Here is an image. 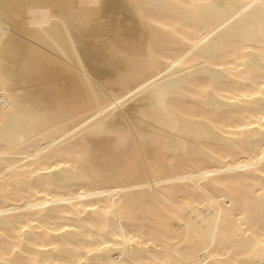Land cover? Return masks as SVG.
Listing matches in <instances>:
<instances>
[{
	"label": "bare ground",
	"instance_id": "obj_1",
	"mask_svg": "<svg viewBox=\"0 0 264 264\" xmlns=\"http://www.w3.org/2000/svg\"><path fill=\"white\" fill-rule=\"evenodd\" d=\"M0 264H264V0H0Z\"/></svg>",
	"mask_w": 264,
	"mask_h": 264
},
{
	"label": "rangeland",
	"instance_id": "obj_2",
	"mask_svg": "<svg viewBox=\"0 0 264 264\" xmlns=\"http://www.w3.org/2000/svg\"><path fill=\"white\" fill-rule=\"evenodd\" d=\"M171 104H172V102H171ZM173 105H174V102H173ZM176 107V106H175ZM180 107V106H179ZM183 107H181V109H182ZM178 109V108H177ZM131 143V142H130ZM120 148V147H119ZM124 147H122V149L120 148V152L122 153V152H125V148L123 149ZM132 148H130V150H131ZM115 150V149H114ZM113 150V151H114ZM124 150V151H123ZM73 161V160H72ZM69 162H71V160H70V158H69ZM72 163V162H71Z\"/></svg>",
	"mask_w": 264,
	"mask_h": 264
}]
</instances>
